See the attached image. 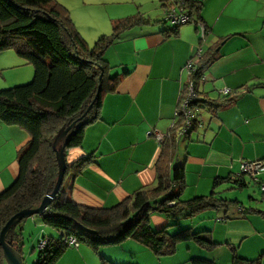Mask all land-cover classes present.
<instances>
[{"label": "crops", "instance_id": "1", "mask_svg": "<svg viewBox=\"0 0 264 264\" xmlns=\"http://www.w3.org/2000/svg\"><path fill=\"white\" fill-rule=\"evenodd\" d=\"M195 1L202 2L200 18L210 27L204 49L218 53L204 71L207 80L202 90L212 98H218L216 89L223 86L238 94L231 104L210 114L211 120L195 138L186 136L185 141L179 143L174 164L185 171L186 187L181 195L184 200L208 195L214 190L217 179V194L220 187L236 190L240 161H264V0ZM146 20V24L124 31L120 39L108 47L110 50H106L120 57L112 64L106 56L121 80L115 91L104 95L99 118L84 127L81 145L65 152L68 166L81 158L90 159L81 172L67 170L62 183L66 195L79 204L112 207L139 188L155 182V164L161 150L155 134L165 136L174 123L186 82L182 67L194 57L199 41L193 20L191 24L181 25L177 35L167 37L162 34L169 29L165 22H160L161 25ZM4 69H14L9 75L5 74L10 82L17 77L27 80L33 77L32 66L11 49L0 52V70ZM29 140V135L21 128L0 121V193L18 177V153ZM261 170L264 172V167ZM243 178L246 180V176ZM233 208L236 211V204ZM30 221L38 233L37 244L43 237L58 239L63 235L56 229H48L40 215L31 216ZM151 222L160 230L169 221L163 214L154 212ZM26 223L18 228L24 230ZM229 223H221L223 230ZM217 226L210 231L212 240L216 238ZM255 232L264 236V229ZM254 235L256 240L241 242L239 236L225 231V241H218L224 246H218L217 255L211 257L194 242L187 245L189 252H178V244L173 254L160 258L132 240L100 246L97 251L80 244L77 250L68 247L55 264H105V261L193 264L192 258L231 264L232 254L225 245H238V256L247 260H254L264 252L263 239Z\"/></svg>", "mask_w": 264, "mask_h": 264}, {"label": "trees", "instance_id": "2", "mask_svg": "<svg viewBox=\"0 0 264 264\" xmlns=\"http://www.w3.org/2000/svg\"><path fill=\"white\" fill-rule=\"evenodd\" d=\"M171 2L188 10L196 24L201 20V1L169 0L164 3L162 0V7ZM146 23L141 15L113 21L112 33L101 36L90 47L76 30L67 9L57 0H0V52L11 49L33 68V77L28 83L0 89V121L21 128L30 137L18 153V177L0 193V231L13 215L23 209L38 207L52 192L58 173L52 148L55 135L61 127L85 121L70 136L66 150L81 145L84 127L99 118L104 95L115 91L121 80L118 74L111 75L112 67L104 59L106 50L120 39L124 31ZM168 26V30L162 31L166 37L177 35L181 25ZM217 56L214 50L205 51L197 63L196 72L191 75L201 96L199 101L213 114L219 107L235 100V97L212 98L202 90L200 75ZM183 125V118H178L160 142L155 182L139 188L116 205L106 208L79 204L68 197L61 186L40 216L43 224L63 235L58 239L48 237L46 245L38 250L34 264H55L67 249L64 239L69 236L95 250L132 240L158 258L173 254L178 244L184 241H193L208 250L219 245L212 240L210 231H194L190 226L170 233V227L174 226L170 222L160 230L152 226L154 212L163 214L169 221L179 214L193 217L209 207L225 209L226 212L229 202H238L218 196L215 191L218 179L208 195L187 200L181 198L186 187L185 171L182 166L174 164L179 140L191 136V131L201 130L196 129L194 121V125L179 136ZM89 162L86 157L78 159L67 170L81 172ZM243 177L241 173L236 179L239 188L247 186ZM239 209L245 214L243 207ZM23 220L5 235L6 243L18 253L23 245V229L18 227ZM230 250L231 264H261L264 257L263 252L256 259L247 260L238 256L236 247L231 246ZM190 261L193 264H215L208 259L192 258ZM0 264H6L1 245ZM105 264L114 263L105 261Z\"/></svg>", "mask_w": 264, "mask_h": 264}, {"label": "rangeland", "instance_id": "3", "mask_svg": "<svg viewBox=\"0 0 264 264\" xmlns=\"http://www.w3.org/2000/svg\"><path fill=\"white\" fill-rule=\"evenodd\" d=\"M57 2L67 9L76 30L85 39L90 47H92L101 36L112 33L113 21L123 19L131 15H141L142 17H145V19H150L152 22L157 23H164L165 19L161 9L162 0H57ZM197 22L204 25L207 31L210 32V27L205 22L202 20ZM207 37L208 35L206 36V41ZM108 52L109 51L104 54V59L108 61V58L106 57L108 56L112 64L118 62L120 57H115V53L113 52L112 54L114 56H112ZM110 66L112 67L113 65ZM13 70L14 69L0 70V89L23 85L31 80V78L30 80H27L22 77H17V80H14L13 82L6 80L5 74L9 75L13 72ZM111 70V75H115V69L113 68ZM122 73L123 71L121 74ZM206 123H208V120ZM199 133L200 132L198 131H191L190 134L192 135V138H195ZM182 139L183 138L179 140V143L185 141V138L183 140ZM262 171L263 170L259 172L257 177L264 183V172ZM246 180L247 186L243 188H239L240 186L236 184V190L220 186L219 190L217 189L219 197L225 198L229 201H238L236 203L229 202V208L226 209V212L225 209L209 207L204 211L197 213L193 217H185L184 215L179 214L180 216L177 218L169 220L170 223L174 224V226L170 227L169 232L174 233L175 231L190 226H192L194 231H212V228L214 229L215 226L218 225L215 232L216 238L215 240L213 239L217 242V244L225 241V231L232 234V236H239L241 242L245 240H256L254 233L258 236V238L263 239L264 241V236H261L259 232H255L257 229L259 231H263L264 229V193L261 190L260 184L255 183L250 176L246 175ZM235 204L236 211H234L233 208V205ZM238 207L244 208V215L238 211ZM30 218L31 217L25 218L21 223L23 225L24 222H27L24 226L25 229L23 230V238L21 240L23 245L21 246V252L19 253L21 255V264H34L38 253L37 248L35 249V244L37 245L36 237L38 233L36 227H32L33 222L30 221ZM235 218L236 222L234 221ZM219 219L223 220L219 221ZM227 221L230 223L225 224L223 230L221 223ZM152 226L155 229L154 224ZM211 234L212 232L209 233V235ZM244 236H247V238L243 239ZM64 243L67 248L70 247L75 250L79 248L80 244L85 246V243L80 241H78L77 246L70 245L67 242V238L64 239ZM188 244L193 245V241L181 242L178 246V252H189V250H187ZM218 246L221 247L224 245H217L215 248L210 250L203 248V253L209 257L217 255L216 248H218ZM225 246L230 250V245ZM197 247L200 248L199 246ZM236 247L238 249V245H236ZM214 249L215 251H213ZM248 250H251V248Z\"/></svg>", "mask_w": 264, "mask_h": 264}, {"label": "built area", "instance_id": "4", "mask_svg": "<svg viewBox=\"0 0 264 264\" xmlns=\"http://www.w3.org/2000/svg\"><path fill=\"white\" fill-rule=\"evenodd\" d=\"M172 2L168 3V5L164 9L165 21L172 26L188 23L191 20L188 10H186L184 7L178 6L180 5L179 3L175 2L176 4H173ZM196 25L199 35V45L194 51V57L188 59L185 65L183 66V70L186 74V82L184 88L182 89V92L180 93L179 102L177 105L175 118H174V123L180 117H182L184 120V125L182 127V131L180 132L179 136H181V134L183 135L184 132L186 133L187 129L191 125H194V121L197 124L196 129H203L205 125L206 108H204L202 103L199 101L201 99V96L197 92L194 86L195 80L191 77V75H193L196 72L197 63L204 53L203 45L206 42V36L208 31L205 28V26L202 25L201 23L197 22ZM206 79H207L206 74L203 73L200 75V81L202 83H204ZM212 81L215 80L212 79ZM216 91L219 96L224 98H230L236 95V90L231 89L227 86L217 88ZM155 138L158 142H161L163 136L159 133H156ZM263 167H264V162L260 160L240 161L241 173L249 175L255 182L260 184L262 191H264V183L259 182L257 176ZM47 240H48L47 238L40 239L37 244V249L43 248L46 245ZM67 242L70 245H74V246L78 245V240L73 236L67 237Z\"/></svg>", "mask_w": 264, "mask_h": 264}, {"label": "water", "instance_id": "5", "mask_svg": "<svg viewBox=\"0 0 264 264\" xmlns=\"http://www.w3.org/2000/svg\"><path fill=\"white\" fill-rule=\"evenodd\" d=\"M84 123L85 121H82L80 124H76V122H73L67 127H61L53 139L52 148L55 151L58 173L52 192L47 194L42 199L38 207L27 208L19 211L18 213L13 215L2 227L0 231V245L3 250L6 264H21V255L5 241L6 232L22 219L31 217L33 215H41L50 204L52 199L55 197V195L59 192L68 167L65 159L68 140L70 136Z\"/></svg>", "mask_w": 264, "mask_h": 264}, {"label": "clouds", "instance_id": "6", "mask_svg": "<svg viewBox=\"0 0 264 264\" xmlns=\"http://www.w3.org/2000/svg\"><path fill=\"white\" fill-rule=\"evenodd\" d=\"M168 1H169V0H166L164 3H167ZM165 7H166V6H163V12H164ZM164 16H165V13H164ZM190 21H192V19H191ZM190 21H189V22H190ZM164 22H166L165 19H164ZM189 22H188V23H189ZM166 23H167V22H166ZM167 24H168V23H167ZM185 24H186V23H185ZM168 25H169V24H168ZM182 25H183V24H182ZM196 28H197V25H196ZM197 31H198V30H197ZM198 41H199V35H198ZM205 45H206V42H205V44L203 45V48H204ZM204 52H205V49H204ZM203 54H204V53H203ZM185 63H186V62H185ZM184 65H185V64H184ZM184 65H183V66H184ZM182 70H183V67H182ZM183 72H184V70H183ZM184 73H185V72H184ZM203 73L206 74L205 72H203ZM203 73H202V74H203ZM206 80H207V79H206ZM203 84H204V83H203ZM184 85H185V84H184ZM236 92H237V91H236ZM237 94H238V92L236 93V95H237ZM236 95H234V96H232V97H236ZM218 96H219V95H218ZM232 97H230V98H232ZM220 98H224V97H221V96H220ZM230 98H227V99H230ZM178 102H179V100H178ZM210 114H211V113H210V112L208 111V109L206 108L205 125L208 124V123H206L207 120H208V121L211 120V116H210ZM205 125H204V126H205ZM201 130H202V129H201ZM201 130H200V131H201ZM163 138H164V136H163ZM162 140H163V139H162ZM260 161H262V160H260ZM263 162H264V161H263ZM260 171H261V170H260ZM240 174H241V171H240ZM242 174H244V173H242ZM244 176H246V174H244ZM247 176H249V175H247ZM260 181H261V180H259V182H260ZM255 183H257V182H255ZM262 183H263V182H262ZM45 210H46V209H45ZM45 210H44V211H45ZM238 211L241 212L240 209H239V207H238ZM219 220H220V219H219ZM43 238H47V239H48V237H43ZM38 250H39V249H37V251H38Z\"/></svg>", "mask_w": 264, "mask_h": 264}]
</instances>
